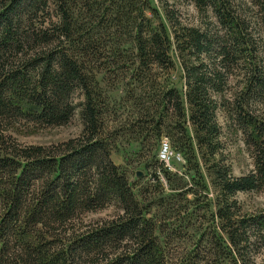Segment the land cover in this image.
<instances>
[{"label": "trees", "instance_id": "obj_1", "mask_svg": "<svg viewBox=\"0 0 264 264\" xmlns=\"http://www.w3.org/2000/svg\"><path fill=\"white\" fill-rule=\"evenodd\" d=\"M76 114L81 133L63 143L13 134ZM221 114L253 160L245 175ZM121 132L137 157L165 137L184 158L187 181L155 162L168 203L152 187L135 196L112 160ZM247 193H264V0H0V264H264V210L245 212ZM181 208V232L162 230L155 210Z\"/></svg>", "mask_w": 264, "mask_h": 264}, {"label": "rangeland", "instance_id": "obj_2", "mask_svg": "<svg viewBox=\"0 0 264 264\" xmlns=\"http://www.w3.org/2000/svg\"><path fill=\"white\" fill-rule=\"evenodd\" d=\"M150 2L152 3V5H155V0H150ZM182 12L184 16L187 17L186 19L192 20L193 18L196 17V12L192 6L184 7L182 9ZM172 75L176 80V82L182 83L181 80L182 73L178 66ZM105 90L109 92L111 97L114 98L116 96V92L111 91L112 89L110 87H106ZM112 103L113 102L110 103L111 106ZM115 110L120 111V109L117 108ZM121 114L122 113H120V115ZM219 122L223 126V132L225 136L224 141L226 142L228 148L229 162L232 166L233 174L235 176H241L247 174L248 172L254 169V163L243 143L242 134L234 129H230L227 131V129L225 128V119L222 114L219 116ZM111 125L112 124H110V126ZM113 127H115V125H113ZM81 129L82 127H81L79 115L76 114L73 120L66 126L51 127V128H35V127H26L20 125L15 128L13 134L21 144L48 146L52 144L63 143L69 139L76 138L81 133ZM118 135L120 138L117 144L115 145V147L113 148L112 160L127 175L129 184L135 196L139 197L141 189L143 187L146 188L152 187L154 193H157L156 198L158 199V201L161 200V203H163V201H166V203H168V200L174 196L175 192L168 189L162 180L160 186L155 185L153 182H151L152 173L155 170V168H157L155 162L159 161L164 163L165 168H167V170L170 173L177 174L179 177L184 176L186 177V181H187V179L189 178L187 175L185 176V172L187 170L182 155L173 152L167 143V139L163 137L159 141V145L157 148L158 155L154 158L146 156L147 157L146 161L149 162L151 168L150 171H147L142 166L143 160L146 157L141 158L140 155H139L140 157H137L135 154H133V135L127 138H124L123 132H121V134ZM152 142L153 141L151 140L150 143ZM152 146H154V144H152ZM138 174H140V177L137 176ZM211 189L212 188H209V192L207 196L209 200L214 199V194L212 193L213 190ZM188 198L191 199V196H188ZM238 200L242 204L243 210L247 213H253L255 211L264 210V193L239 194ZM179 204L181 205V207L185 206V201L183 200ZM181 209L182 211L178 209H175L173 211L162 210L160 214L158 213L157 210H155L153 214L156 215V217H158L157 221L159 223V227L162 230L165 229L170 230L169 233L174 235L175 233L181 232V230H179L181 225L180 221L183 220V217L185 216V213L183 212L184 211L183 208ZM116 214H117L116 209L112 207L96 214H89L86 217V220L87 222L106 220L115 217ZM184 231H187V229H184ZM190 231H192V229H189V232L187 233H191ZM184 237L185 236L183 235L182 238L178 239L177 241L178 245H182V243L185 242L183 241L185 239ZM175 251L177 254H180L179 249L178 250L176 249Z\"/></svg>", "mask_w": 264, "mask_h": 264}, {"label": "water", "instance_id": "obj_3", "mask_svg": "<svg viewBox=\"0 0 264 264\" xmlns=\"http://www.w3.org/2000/svg\"><path fill=\"white\" fill-rule=\"evenodd\" d=\"M137 176L140 177V174H138Z\"/></svg>", "mask_w": 264, "mask_h": 264}]
</instances>
